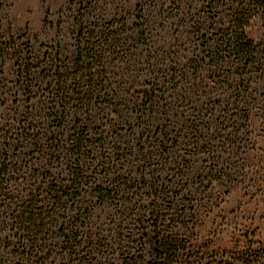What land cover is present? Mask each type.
<instances>
[{
	"label": "rangeland",
	"instance_id": "1",
	"mask_svg": "<svg viewBox=\"0 0 264 264\" xmlns=\"http://www.w3.org/2000/svg\"><path fill=\"white\" fill-rule=\"evenodd\" d=\"M203 1L0 0V49L14 45L47 65L52 58L69 64L79 24L115 22L127 42L126 54L111 57L104 49V71L122 102L133 103L144 92L160 90L156 81L165 67H184L198 54L193 26L207 18ZM139 28L146 32L143 38L134 36ZM246 35L264 51V17L253 19ZM4 61L0 60V131L30 105L28 95L16 90L13 64L7 56ZM199 65L197 71L186 72L187 83L166 86L161 91L167 95L159 96L160 106L182 131L181 140L167 152L170 158L146 167L138 164L135 170L119 165V171L136 174L132 177L137 188L122 195L119 203L98 206L89 198L82 203L87 215L82 214L76 225L83 223L84 233L100 241L96 253L87 258L89 264H120V255L139 251L149 260V247L139 243H146L145 222L152 213L154 219H166L162 225L184 241L187 251L180 264H232L252 252L262 254L260 262L252 263L264 264V69L215 73ZM139 148L145 154L149 143ZM30 154H23L24 163L42 161ZM49 169L53 175L61 173L56 164ZM27 182L28 176L12 184L10 200L1 206L0 239L10 243L3 248L1 264H28L17 257L18 241L7 222L16 202L30 190ZM156 187L166 190L154 205L151 195ZM56 236L53 230L40 264H65Z\"/></svg>",
	"mask_w": 264,
	"mask_h": 264
},
{
	"label": "trees",
	"instance_id": "2",
	"mask_svg": "<svg viewBox=\"0 0 264 264\" xmlns=\"http://www.w3.org/2000/svg\"><path fill=\"white\" fill-rule=\"evenodd\" d=\"M202 3L207 18L193 26L198 54L184 67L177 63L165 67L164 75L156 81L160 90L144 92L133 103L122 102L107 83L104 71V49L111 57L126 54L127 42L115 22L79 24L69 64L52 58L47 65L46 61L32 59L28 49L14 45L0 49L2 63L7 56L14 66L16 90L30 98L26 102L30 105L20 117L0 131V210L10 200L12 184L26 181L28 176L30 186L25 199L17 201L6 218L18 241L17 257L23 262L45 261V252L50 248L48 237L54 230L65 264H89L87 258L96 253L95 246L100 241L84 233L83 223L76 225L82 214L87 215L82 203L86 198L98 206L119 203L138 182L132 177L135 173L119 171L118 166L135 170L138 164L144 167L168 160L167 152L181 140L182 131L170 120L166 107L160 106L162 96L167 95L161 91L164 87L177 88L187 83L186 72L197 71L199 64L215 73L264 69V51L246 35L250 22L264 17V0ZM145 34L139 28L134 36L143 38ZM144 143H149L145 154V149L139 148ZM26 151L42 161L36 160L35 165L24 163L21 158ZM52 164L61 173L53 175L49 169ZM164 190H152V204L164 195ZM166 222L159 215L154 219L153 213L145 222L149 226L144 229L148 230L143 236L146 243L139 245L149 247V260L144 251L125 252L120 255V264H180L187 250L182 238L163 226ZM4 247H10L8 239H0V264ZM261 258V253L252 252L236 257L232 264H253Z\"/></svg>",
	"mask_w": 264,
	"mask_h": 264
}]
</instances>
